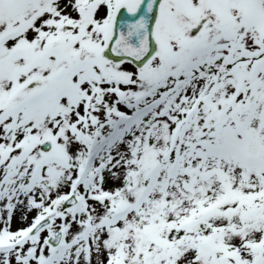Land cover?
I'll list each match as a JSON object with an SVG mask.
<instances>
[{
  "label": "snow or ice",
  "instance_id": "obj_1",
  "mask_svg": "<svg viewBox=\"0 0 264 264\" xmlns=\"http://www.w3.org/2000/svg\"><path fill=\"white\" fill-rule=\"evenodd\" d=\"M0 264H264V0H0Z\"/></svg>",
  "mask_w": 264,
  "mask_h": 264
}]
</instances>
